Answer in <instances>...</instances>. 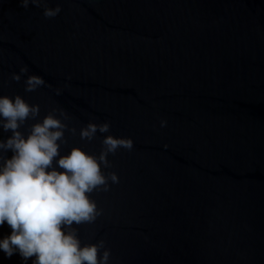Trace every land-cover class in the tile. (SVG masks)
<instances>
[{
	"label": "water",
	"instance_id": "1",
	"mask_svg": "<svg viewBox=\"0 0 264 264\" xmlns=\"http://www.w3.org/2000/svg\"><path fill=\"white\" fill-rule=\"evenodd\" d=\"M0 95L63 110L62 153L133 141L107 156L100 215L74 225L109 264H264V0H0ZM90 121L109 133L82 140Z\"/></svg>",
	"mask_w": 264,
	"mask_h": 264
},
{
	"label": "clouds",
	"instance_id": "2",
	"mask_svg": "<svg viewBox=\"0 0 264 264\" xmlns=\"http://www.w3.org/2000/svg\"><path fill=\"white\" fill-rule=\"evenodd\" d=\"M20 3L27 8L29 3L39 6L40 0ZM59 11V7L45 8L44 15L54 17ZM20 71L27 72V67ZM20 78L12 74L13 80ZM24 83L25 91L31 92L45 81L33 73ZM39 113V105L29 104L21 95H0V129L10 133L0 139V227L10 229L0 235V252L8 259L19 256L21 264L29 260L31 264H109L110 250L104 241L82 243L74 225L91 223L100 215L91 193L107 191L109 178L118 182L116 173L108 177L102 171L109 165L107 156L121 147L131 149L133 141L108 134L99 154L79 146L62 153L68 125L61 117L66 114L53 110L36 119ZM28 120L35 122L22 131ZM109 129L107 121H90L79 135L92 140L97 131L109 133Z\"/></svg>",
	"mask_w": 264,
	"mask_h": 264
}]
</instances>
